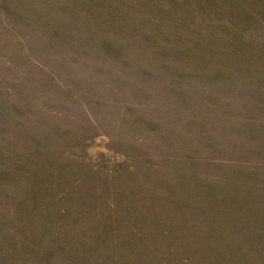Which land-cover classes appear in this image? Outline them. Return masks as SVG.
I'll list each match as a JSON object with an SVG mask.
<instances>
[{"label": "rangeland", "instance_id": "obj_1", "mask_svg": "<svg viewBox=\"0 0 264 264\" xmlns=\"http://www.w3.org/2000/svg\"><path fill=\"white\" fill-rule=\"evenodd\" d=\"M0 264H264V0H0Z\"/></svg>", "mask_w": 264, "mask_h": 264}]
</instances>
